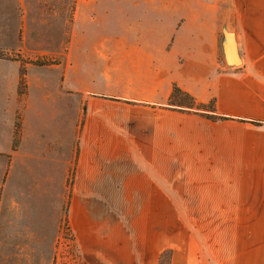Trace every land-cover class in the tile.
I'll return each instance as SVG.
<instances>
[{"label":"crops","instance_id":"0c3cea01","mask_svg":"<svg viewBox=\"0 0 264 264\" xmlns=\"http://www.w3.org/2000/svg\"><path fill=\"white\" fill-rule=\"evenodd\" d=\"M8 19L0 0V40ZM73 20L76 137L71 99H49L13 143L0 58V264H52L65 198L83 264H264V0L86 1ZM173 84L222 118L169 105Z\"/></svg>","mask_w":264,"mask_h":264},{"label":"rangeland","instance_id":"374dc122","mask_svg":"<svg viewBox=\"0 0 264 264\" xmlns=\"http://www.w3.org/2000/svg\"><path fill=\"white\" fill-rule=\"evenodd\" d=\"M86 1L111 2V0H8V34L0 40V53H3L0 58L8 61L9 69L13 62L16 63V96H13L12 104L8 108V116L14 118L13 143L19 136L24 116H33L38 110L41 114L45 112L47 115H52L53 110L55 113L57 110L59 114L58 107H49V99L55 102L63 98L71 99V106L66 107L65 111L72 115L73 138L76 137L77 125L85 109L84 100L79 93L72 92L70 96L61 89V67L64 52L69 45L75 9L80 2ZM77 25L78 23L75 33L79 35L80 30ZM42 83L49 85L46 104L38 103L43 99L40 97L41 91L37 85ZM181 102L190 103L186 97L181 98ZM209 106L208 103L207 108ZM61 110L63 112L64 108ZM72 148L74 155L75 141ZM66 209L65 198L54 243L52 264H62V262L83 264V260L73 247V235L65 217Z\"/></svg>","mask_w":264,"mask_h":264},{"label":"trees","instance_id":"16d2710c","mask_svg":"<svg viewBox=\"0 0 264 264\" xmlns=\"http://www.w3.org/2000/svg\"><path fill=\"white\" fill-rule=\"evenodd\" d=\"M3 56V53H0V57ZM188 98L190 103L183 104L181 102V98ZM210 104V106L207 108V104ZM208 103H199L196 102L191 95H189L187 92L181 90L177 85L173 84L172 92L168 101V104L171 106H179L181 108H187V109H193L194 111L203 112L207 117L212 119H219L222 118L221 116L214 115V101L213 99L210 100ZM258 123V122H254ZM170 257H171V251L169 249L163 251L159 256V263L158 264H169L170 263Z\"/></svg>","mask_w":264,"mask_h":264},{"label":"water","instance_id":"95a60500","mask_svg":"<svg viewBox=\"0 0 264 264\" xmlns=\"http://www.w3.org/2000/svg\"><path fill=\"white\" fill-rule=\"evenodd\" d=\"M225 32H226L225 25H224V23H222L221 33L225 34ZM231 39H232V41H234V33L233 32L231 33ZM224 61L227 65H237L240 63L238 58H236L234 61H230L226 56L224 57Z\"/></svg>","mask_w":264,"mask_h":264},{"label":"built area","instance_id":"2783aa9c","mask_svg":"<svg viewBox=\"0 0 264 264\" xmlns=\"http://www.w3.org/2000/svg\"><path fill=\"white\" fill-rule=\"evenodd\" d=\"M73 247H74V245H73ZM62 264H67V262H62Z\"/></svg>","mask_w":264,"mask_h":264}]
</instances>
